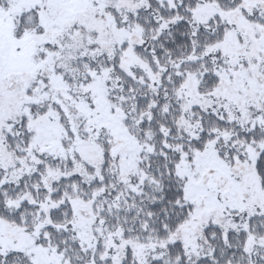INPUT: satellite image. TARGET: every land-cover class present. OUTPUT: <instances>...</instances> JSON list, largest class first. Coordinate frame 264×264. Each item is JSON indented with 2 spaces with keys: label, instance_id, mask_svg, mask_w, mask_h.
<instances>
[{
  "label": "snow or ice",
  "instance_id": "obj_1",
  "mask_svg": "<svg viewBox=\"0 0 264 264\" xmlns=\"http://www.w3.org/2000/svg\"><path fill=\"white\" fill-rule=\"evenodd\" d=\"M0 264H264V0H0Z\"/></svg>",
  "mask_w": 264,
  "mask_h": 264
}]
</instances>
